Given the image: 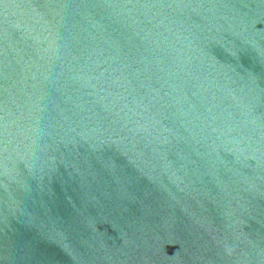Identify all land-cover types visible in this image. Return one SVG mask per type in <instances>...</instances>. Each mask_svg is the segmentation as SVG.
Here are the masks:
<instances>
[{"label": "water", "instance_id": "1", "mask_svg": "<svg viewBox=\"0 0 264 264\" xmlns=\"http://www.w3.org/2000/svg\"><path fill=\"white\" fill-rule=\"evenodd\" d=\"M0 264H264V0H0Z\"/></svg>", "mask_w": 264, "mask_h": 264}]
</instances>
